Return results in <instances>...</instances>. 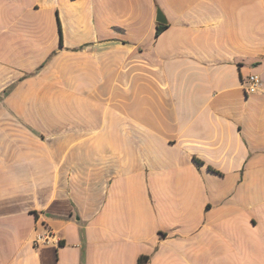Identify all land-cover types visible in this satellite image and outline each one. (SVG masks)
<instances>
[{
  "label": "crops",
  "instance_id": "1",
  "mask_svg": "<svg viewBox=\"0 0 264 264\" xmlns=\"http://www.w3.org/2000/svg\"><path fill=\"white\" fill-rule=\"evenodd\" d=\"M145 255L264 264V0H0V264Z\"/></svg>",
  "mask_w": 264,
  "mask_h": 264
},
{
  "label": "built area",
  "instance_id": "2",
  "mask_svg": "<svg viewBox=\"0 0 264 264\" xmlns=\"http://www.w3.org/2000/svg\"><path fill=\"white\" fill-rule=\"evenodd\" d=\"M244 87L247 93L254 94L260 91L262 87V78L258 73H252L248 75L244 82ZM56 238V234L51 230L39 233L35 239V244L49 243Z\"/></svg>",
  "mask_w": 264,
  "mask_h": 264
},
{
  "label": "trees",
  "instance_id": "3",
  "mask_svg": "<svg viewBox=\"0 0 264 264\" xmlns=\"http://www.w3.org/2000/svg\"><path fill=\"white\" fill-rule=\"evenodd\" d=\"M58 23H59V29L61 32V45L63 44V33H62V26H61V21H60V17L58 15ZM168 23H157V28H156V35H159L166 27H167ZM196 161L198 163H201V161L199 159L196 158ZM212 170L216 171L215 169L211 168ZM148 259L149 256H140L139 260H138V264H148Z\"/></svg>",
  "mask_w": 264,
  "mask_h": 264
},
{
  "label": "water",
  "instance_id": "4",
  "mask_svg": "<svg viewBox=\"0 0 264 264\" xmlns=\"http://www.w3.org/2000/svg\"><path fill=\"white\" fill-rule=\"evenodd\" d=\"M156 20L160 23H168V20H167V17L164 11L159 6L157 7Z\"/></svg>",
  "mask_w": 264,
  "mask_h": 264
}]
</instances>
